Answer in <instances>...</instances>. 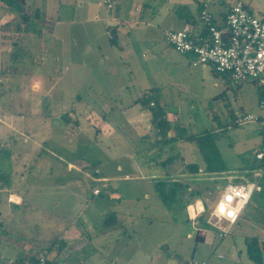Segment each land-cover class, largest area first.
Listing matches in <instances>:
<instances>
[{
    "label": "crops",
    "instance_id": "0c3cea01",
    "mask_svg": "<svg viewBox=\"0 0 264 264\" xmlns=\"http://www.w3.org/2000/svg\"><path fill=\"white\" fill-rule=\"evenodd\" d=\"M71 1L73 5L70 7L74 10V17H76L77 8L88 7L92 3L91 0ZM110 1L113 5L111 9H108L104 0H98L99 5L101 2L104 4L107 12L111 13L115 4H118L119 9L112 17L106 18L105 21L101 20L104 46L97 44L94 48L87 47L85 54L89 52L92 57L102 54L105 61L110 64L103 74L116 82L114 89L118 87L121 91L127 90V96L120 95L116 99L114 91L107 100L101 98L92 100L89 96L84 97L78 93L75 94V98H72L71 106L68 108L62 103L60 96L58 99H50L45 95L41 100L45 113L38 115L35 120V122L41 121L42 124L36 128V139H33L30 144V147H33L31 156L28 157L27 151L22 150L17 143L12 144V147L7 145L9 147L3 149L10 156L6 166L0 169V175L3 177L0 178V264H9L12 260L29 263L40 255H46L50 259V253L55 254L51 260L59 264L56 258L62 256L67 240L71 239L79 244L83 241L89 243L94 241L96 253H98V247L103 245L105 249L110 250L112 242L115 244L121 241L120 244L126 247L128 243L124 240L129 238L128 241L132 243L130 233L135 236L140 232L142 225L152 226L153 221L160 225H164V221H167L169 227L173 228L169 229L174 231L171 245L173 256L169 258L161 252L151 251L143 264H185L177 258V253L184 240V233H186V239L192 238V233L186 232L187 223H191L196 231L198 243L208 238L211 244L214 239L212 235L209 237L207 234V229L211 227L203 222L204 213L199 214L195 220H192L189 215L190 207L199 211L201 208L206 210L204 202L207 201L200 198L193 199L188 193L190 174L185 166L193 162H190L189 156L186 157V155H190L193 147L183 141H178L172 146H163L158 143L161 139L152 125L149 108L136 101L144 96H153L157 91L156 97L159 104L167 109V120L177 124H180L178 115L182 104L189 106L193 111H200V109L196 110V107L200 106L203 111V120L211 125L210 128L214 127L218 130L224 126L228 128L231 125L237 126L235 119L240 114L258 115L260 103L264 99V91L256 84L259 91L251 102L252 96L244 93L248 88V82L238 86L243 87V93H234L231 99L227 94L230 82L228 76L216 73L211 65L198 64L192 55L179 54L169 49L170 46L165 41L167 31L179 30L185 24H190L194 27L195 34L204 32L198 18L199 8L207 5L211 10L209 0ZM232 5L234 4L218 2L214 13L216 19L218 21L223 19ZM245 6L253 12L250 6ZM36 11H39L40 19L43 20L44 10ZM261 14L263 13L259 12L258 15ZM164 23L165 28L162 30L159 27ZM143 25L148 30L152 28L155 33L154 38H145L146 35L141 33H139L141 36L135 34V32L147 30L142 28ZM115 26L117 44L112 46L107 29ZM138 37H140L139 41ZM1 42L0 34V54L3 55ZM138 42L149 43L153 53H156L150 64H145V69L120 66L118 58L132 59L135 55L134 47ZM142 56L144 57V54ZM116 61L117 65H114ZM158 62V68L152 66ZM2 70L3 63L0 62V72ZM66 70L70 75L69 85L73 89H90L97 81L94 77V69L87 64L81 66L80 71L79 68ZM141 70L146 73H140ZM100 72L101 69H97L96 74H102ZM133 75L136 77L134 80ZM127 76L129 78L126 79ZM1 78L0 74V85L3 82ZM61 81L62 77L57 73L51 79L39 81V84L43 86L42 90L48 93L47 91L56 90ZM134 84L135 94H131L130 87ZM167 89L171 93L165 94ZM73 99L76 104L73 103ZM26 104L25 99L24 101L21 99L20 103L17 101V105L21 108L16 112L22 111V106ZM95 106L97 109L94 108ZM170 107H175L177 111L169 112ZM16 114L15 112L6 113V121L19 123L31 122L34 119L29 116V113L21 116ZM93 116L101 121L100 133L94 137L91 127ZM216 123L219 126H214ZM249 124L256 125L257 134L251 139L255 148L254 153H256L260 146L261 128L256 122ZM15 125L19 126V124ZM48 126H51V133ZM184 128L190 134L189 130ZM211 131L217 132L213 131V128ZM2 134L0 131V143ZM47 134L49 137L46 136ZM174 135L173 131L168 133L169 138H173ZM95 138L99 145L97 142L94 143ZM79 148L83 151L81 155L78 153ZM90 149L99 150L104 160H90L86 156ZM156 153L167 155L165 156L167 159L172 157V161L162 163V157L159 156H153L154 158L151 159V155ZM3 165H5L4 162L0 164V167ZM198 165L202 171L205 165L203 163ZM247 170L249 172L246 174L249 175H246V179L236 176L221 178L222 181L217 180L215 185L252 181L257 173H260L262 177L264 164L257 161V164ZM237 178L240 181H236ZM88 181L95 182L101 187L92 189L91 199L86 195L88 188L85 184ZM259 185L261 186L259 193H263L264 187L261 183ZM95 190H99V193L94 194ZM83 209H90L92 215L86 216L84 224L82 223L86 228L80 229L76 224L77 218L80 217L77 212ZM179 216L181 219L177 222L176 218L178 219ZM15 218L23 222L28 221L31 226L27 230L21 229L14 225ZM94 218H100L102 228L91 227L89 221ZM47 220L50 221L47 223ZM60 222L64 225V230L61 232L54 228L60 226ZM36 223L42 224L51 232H57V238L45 246L40 244L39 240L35 241L32 229L34 230ZM214 232L217 233L215 230ZM96 234H101L102 237L95 238ZM132 244L135 245V243ZM135 246L138 247V245ZM164 247L168 248V245L162 244L161 249ZM190 262L188 261L187 264ZM114 263L112 261L107 264ZM76 264L87 263L77 262Z\"/></svg>",
    "mask_w": 264,
    "mask_h": 264
},
{
    "label": "rangeland",
    "instance_id": "374dc122",
    "mask_svg": "<svg viewBox=\"0 0 264 264\" xmlns=\"http://www.w3.org/2000/svg\"><path fill=\"white\" fill-rule=\"evenodd\" d=\"M15 1L23 7L21 12L15 9H8L0 2V34L2 37L1 44L3 45V55L0 54V62L3 63V70L0 72L3 81L1 84L2 94L0 95V131L3 133V138L0 143V148L5 149L17 143V145L22 147V150L27 151L26 154L29 157L33 150L30 144L33 139H36L37 135L36 128L38 125L42 124L41 121L35 122V120H37L38 115L45 113L43 112V106H41V100L45 95L50 99H58L60 96L64 106L70 108L72 98L78 93L84 97L89 96L92 100H99V98L107 100L108 96L113 94L114 91L116 99L120 95L127 96V90L121 91L118 87L114 89V86L117 85L116 82L103 74V71H105L110 64L105 61L102 54H97V57L90 56L89 52L85 54L87 47L94 48L97 44H101L102 47L104 46L101 20L104 19L105 21L106 18L116 14L119 11L118 4L114 5L110 13L106 11L102 2L101 5H99L98 0H91L92 3L90 6L77 8L76 17H74V10H71L70 7L73 3L72 1L70 2V0ZM238 1L250 6L256 15H258L259 12L264 13V0H209V3L212 8L211 10L215 13L218 2L235 4ZM38 9H43L45 12V18L43 20L40 19L39 14L37 18V13H39V11L37 12L36 10ZM23 17H27V23L24 22ZM164 26L165 23L159 28L163 30L165 28ZM113 28L116 29V26L107 29L109 39L114 36V34H112ZM142 28L145 29V25H143ZM139 33L146 35L145 38L151 39L155 37L152 28L144 32H135L136 35H140ZM139 40L140 37H138V41ZM169 49L174 51L172 47ZM134 54L132 59L129 57H125V59L118 58L117 61L119 65L126 68L139 67L140 69H145V64H150L153 55L156 53H153L149 43L138 42L134 47ZM143 54L144 57L142 56ZM117 61L116 64H114V62L111 63L117 65ZM85 64L94 69V77L97 81L94 82L90 89H73L69 85L70 75L66 72V69L79 68L80 71L81 66ZM152 66L158 68L159 62ZM97 69H101L100 73L102 74H96ZM57 73L62 77L61 83L56 90L47 91L48 93H46L42 90L43 86L39 84V81H44L48 78L51 79L53 75ZM140 73L145 74L146 72L141 70ZM98 76L100 77V81H98ZM127 78L129 77L127 76L126 79ZM134 78L136 79L135 75H133V80ZM134 88L135 84L130 87L131 94L135 92L136 88ZM243 91V87L233 86L229 82L227 94L231 99H233L234 93H243ZM258 91L259 89L257 88L256 82H249L248 88L244 93H246L247 96L248 94L251 95V102H253ZM168 92L171 93L168 89L165 90L164 93L166 94ZM21 99H23V101L25 99L27 104L22 106V111L16 112L21 108L17 105V101L20 103ZM73 103L76 104L74 99ZM80 108L85 109V107ZM94 108L97 109V106ZM197 109H200V111ZM196 110L197 111H193L189 106L182 104L178 115L180 124L186 127L190 134H197L204 130L210 131L212 128L213 131H217L216 133L219 135L216 144L226 167V171L216 174H208L204 169L196 175L189 173L190 190L188 193L193 199L200 198L202 200H207L204 202L206 212L204 213L203 222L208 225L207 221L210 217V209L214 208L218 199V193L214 190L216 181H222L221 178H233L235 176L246 179V175H249L246 174L249 172L247 169L257 164L254 153L255 148L251 142L252 137L257 133L255 131L256 125L249 123L234 127L231 125L229 128L224 126L218 128V130L214 129V127L210 128L211 125L208 124L206 120H203V111L200 106H197ZM24 111L25 113H23ZM8 112L10 114L15 112L17 113L16 115L20 116L29 113V116L34 119L31 122L24 121L18 123L17 121L8 123L5 116ZM93 117L94 120L91 123V127L93 128L94 137L96 134L100 133L101 121L98 117ZM15 124H19V126L17 127ZM49 125H52V123ZM216 125H218V123L214 126ZM50 127L51 126H48V129L51 133ZM46 136L49 137V134ZM158 141V143L161 144V141ZM96 142L99 145V142L95 138L94 143L96 144ZM188 144L190 147H193V151L190 155L187 154L186 157L189 156L190 162L195 164L201 163V165L203 163L204 165L197 146L194 143ZM23 145L25 146L24 148ZM98 151L99 150L96 149H90L86 153V156L90 158V160H104L103 156H101ZM78 153L80 155L83 153L81 148H79ZM2 155L3 152L0 150V164L3 162L5 164L1 166L0 169L5 167L7 163V159H3ZM153 156L162 157V163H166V160H168L165 157L167 155L163 153H156L151 155L150 158H154ZM263 176L259 179V183L264 187ZM237 179L236 181H240L239 178ZM242 179L241 181H244ZM85 186L88 188L86 195L90 199L92 197V189L94 187L96 189L101 188L99 184L92 181H88ZM77 213L78 216H80L77 218V226L80 229L86 228V226L83 225V221L84 219L86 220V216L90 217L92 215L91 210L83 209L82 211L79 210ZM99 219L100 218H94L92 221L88 220L91 223V227L96 229L102 228V221ZM180 219L181 217L179 216L178 219L176 218V221L180 222ZM49 221L50 220H47V223ZM13 222L15 226L24 230L29 229V226H31L28 221L23 222V220L21 221V219L17 218H15ZM36 224L37 225L32 224L35 225L34 230L32 229L35 241L39 240L40 244L42 243L45 246L53 239L57 238V232H51L40 223ZM187 224L186 232H191L192 238L186 239V233H184V240L181 242L180 249L177 253V258L185 264H187L188 261L190 262L192 258L194 260L206 262L207 264H254L247 257L244 239L246 237L264 239V192L255 193L253 195L251 203L244 209L238 223L232 227L228 234L220 236L218 232H214V229L208 225L211 228L207 229V234L209 237L211 235L212 238L214 237L211 244H209L208 238H206V241L204 240V242L198 243L196 231H194L191 223ZM54 228L60 230V232L63 231V222H60V226L58 225ZM169 229L173 228L169 227L167 221H164V225H160L156 221H153L152 226L142 225V227H140V232L135 234V236L130 233L131 242L141 247L140 249L134 244H130V241H128L130 240L129 238L124 240L128 243L126 247L120 244L122 243L121 241L115 244L113 242L110 243V245L112 244L110 250L105 249L102 244V247H98V253L95 252L97 248L94 241L91 243L83 241L79 244L76 243L74 239L67 240L66 248L62 256L58 259L56 258V262L59 264H76L77 262L107 264L114 261V264H143L147 254L151 251L161 252L166 257L170 258L173 256L171 245L173 243L172 238H174V231L172 232V230ZM85 236L87 237L88 235ZM94 237L101 238L102 235L96 234ZM101 242L100 240V243ZM164 243L168 245V248L164 247L161 249ZM80 245H82L81 248ZM54 256V253H50L49 258L52 259Z\"/></svg>",
    "mask_w": 264,
    "mask_h": 264
},
{
    "label": "built area",
    "instance_id": "2783aa9c",
    "mask_svg": "<svg viewBox=\"0 0 264 264\" xmlns=\"http://www.w3.org/2000/svg\"><path fill=\"white\" fill-rule=\"evenodd\" d=\"M108 9L112 8L110 0H104ZM199 20L203 31L194 33V27L185 24L179 30H170L165 33L166 43L177 53L192 55L201 65H211L215 72L229 77L233 86H240L248 82H256L264 91V13L256 15L242 2L238 1L228 9L223 19L218 21L214 13L204 5L199 13ZM2 89L0 86V95ZM256 122L261 128V141L255 153L256 161L264 163V99L260 103V113L240 114L236 117L237 125ZM257 173L252 181L240 184L227 183L215 185L218 199L207 224L216 230L220 236L230 232L236 225L247 205L255 193L261 192ZM95 190L94 194H98ZM189 215L192 220L205 213L190 207ZM223 208V211L221 209ZM231 213V215H229ZM213 217L228 224L226 230L211 222ZM9 264H55L48 260L46 255L38 256L34 261L21 263L9 261ZM190 264H207L203 261L191 260Z\"/></svg>",
    "mask_w": 264,
    "mask_h": 264
},
{
    "label": "trees",
    "instance_id": "16d2710c",
    "mask_svg": "<svg viewBox=\"0 0 264 264\" xmlns=\"http://www.w3.org/2000/svg\"><path fill=\"white\" fill-rule=\"evenodd\" d=\"M3 5L6 6L8 9H15L16 11L21 12L23 10V7L16 2L15 0H0ZM203 7L199 8V13ZM37 13V18L39 17ZM190 18H192L190 16ZM199 18V16H198ZM24 22L27 23L28 19L27 17H23ZM191 21V19H189ZM192 22V21H191ZM112 34H114L113 38L110 39V44L116 45L117 44V38H116V29H112ZM2 89V87H1ZM157 92V91H156ZM155 95L153 96H144L137 100L136 102L140 103L144 107H148L151 113V120L153 127L158 131V134L161 139V144L163 146L167 145H174L178 141H183L187 143H194L204 162V171L208 174H216L226 171V167L224 165L223 159L220 155V152L217 148V138L218 135L215 132H212L211 130H204L200 133H191L188 134L187 130L182 127L180 124L177 123H171L167 120V109L165 106H161L157 100ZM173 131L174 137L169 138L168 133ZM1 150V149H0ZM3 152V159H8L9 154H7V151L1 150ZM172 157L169 158L166 163L171 162ZM264 164V163H262ZM188 173L191 174H198L200 172V166L195 163H190L185 166ZM0 178L2 179V175H0ZM162 193V192H161ZM246 244V251L248 258L254 263V264H264V239L261 240L259 238H246L245 239ZM47 257V256H46ZM50 262L54 263L53 260L48 259ZM56 264V263H55Z\"/></svg>",
    "mask_w": 264,
    "mask_h": 264
},
{
    "label": "bare ground",
    "instance_id": "6f19581e",
    "mask_svg": "<svg viewBox=\"0 0 264 264\" xmlns=\"http://www.w3.org/2000/svg\"><path fill=\"white\" fill-rule=\"evenodd\" d=\"M211 222H213L214 224L219 226L221 229L226 230L228 228V224L226 222H224V221L219 220L218 217H213Z\"/></svg>",
    "mask_w": 264,
    "mask_h": 264
},
{
    "label": "water",
    "instance_id": "95a60500",
    "mask_svg": "<svg viewBox=\"0 0 264 264\" xmlns=\"http://www.w3.org/2000/svg\"><path fill=\"white\" fill-rule=\"evenodd\" d=\"M173 111H177V109L175 107L174 108L172 107L169 109V112H173Z\"/></svg>",
    "mask_w": 264,
    "mask_h": 264
},
{
    "label": "clouds",
    "instance_id": "9594fccd",
    "mask_svg": "<svg viewBox=\"0 0 264 264\" xmlns=\"http://www.w3.org/2000/svg\"><path fill=\"white\" fill-rule=\"evenodd\" d=\"M202 210V209H201ZM221 211H223V208L221 209Z\"/></svg>",
    "mask_w": 264,
    "mask_h": 264
},
{
    "label": "snow or ice",
    "instance_id": "6c2138e0",
    "mask_svg": "<svg viewBox=\"0 0 264 264\" xmlns=\"http://www.w3.org/2000/svg\"><path fill=\"white\" fill-rule=\"evenodd\" d=\"M229 215H231V213H229Z\"/></svg>",
    "mask_w": 264,
    "mask_h": 264
}]
</instances>
